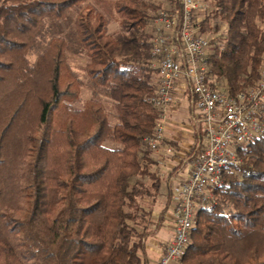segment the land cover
Returning <instances> with one entry per match:
<instances>
[{"label":"trees","instance_id":"1","mask_svg":"<svg viewBox=\"0 0 264 264\" xmlns=\"http://www.w3.org/2000/svg\"><path fill=\"white\" fill-rule=\"evenodd\" d=\"M163 1L0 0V264H151L146 241L171 196L154 221L150 40L158 11L178 0ZM202 2L207 74L233 96L258 78L264 0ZM68 52L86 57L109 111L96 96L76 106ZM235 153L179 264H264V137Z\"/></svg>","mask_w":264,"mask_h":264},{"label":"built area","instance_id":"2","mask_svg":"<svg viewBox=\"0 0 264 264\" xmlns=\"http://www.w3.org/2000/svg\"><path fill=\"white\" fill-rule=\"evenodd\" d=\"M204 10L202 0H178L176 8L161 9L153 19L150 67L156 91L150 102L158 117L146 146L150 152L173 154L165 130L177 90L188 94L202 134L201 147L188 163V178L171 189L173 235L157 264H179L194 213L207 208L210 190L221 185L224 170L238 164L235 150L264 137V57L256 82L246 90L229 96L215 88L207 74L213 37L198 32Z\"/></svg>","mask_w":264,"mask_h":264},{"label":"crops","instance_id":"3","mask_svg":"<svg viewBox=\"0 0 264 264\" xmlns=\"http://www.w3.org/2000/svg\"><path fill=\"white\" fill-rule=\"evenodd\" d=\"M175 101L176 103L169 108L165 130L166 142L173 147L174 152L171 155L166 154L163 149L151 152L154 162L152 170L156 171L162 183L157 203L154 206L155 209L158 208V211L156 212L153 208L154 221L168 200V192L170 193L174 186L183 183L188 178L189 160L199 151L202 144V134L195 121L188 94L177 90ZM162 202L163 205L160 208L159 205ZM172 235L173 221L169 201L160 229L146 241V255L151 264H157Z\"/></svg>","mask_w":264,"mask_h":264},{"label":"rangeland","instance_id":"4","mask_svg":"<svg viewBox=\"0 0 264 264\" xmlns=\"http://www.w3.org/2000/svg\"><path fill=\"white\" fill-rule=\"evenodd\" d=\"M159 1H163V0H159ZM164 3V1H163ZM165 4V3H164ZM117 23L113 22L109 25L108 27V30L109 32H113V31H116L118 29L117 27ZM31 61L34 60V56L32 57H29ZM87 62V59L84 55L82 54H76V55H73L71 53L68 52V65L71 69L72 72H74L82 81V92H81V97H80V101L79 103L76 105L77 107H81V105L87 101L88 99L96 96L100 101H102L104 103V105L106 106V109L107 111H109V102L108 100L100 93H97V91H95L89 84L87 78H86V75H85V72H84V66ZM95 94V95H94ZM195 156V154L190 158L189 161H191V159ZM239 162L237 165H239L241 163V160L240 158H238ZM154 169V168H152ZM221 186V185H220ZM217 200H216V197L213 196V195H210V199H208L207 203H208V206L207 207H210L211 204L215 203ZM163 205V202L159 205L160 208L161 206ZM154 210L157 212L158 211V208L155 209L154 207ZM154 215L156 216V213H154Z\"/></svg>","mask_w":264,"mask_h":264}]
</instances>
